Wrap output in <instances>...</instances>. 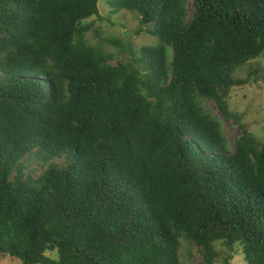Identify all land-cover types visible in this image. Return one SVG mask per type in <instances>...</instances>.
I'll return each instance as SVG.
<instances>
[{"label": "trees", "instance_id": "obj_1", "mask_svg": "<svg viewBox=\"0 0 264 264\" xmlns=\"http://www.w3.org/2000/svg\"><path fill=\"white\" fill-rule=\"evenodd\" d=\"M98 2L0 0V257L187 264L185 240L264 264V142L227 101L261 79L235 73L264 59V0H108L157 40L107 39L115 64L86 39Z\"/></svg>", "mask_w": 264, "mask_h": 264}, {"label": "rangeland", "instance_id": "obj_2", "mask_svg": "<svg viewBox=\"0 0 264 264\" xmlns=\"http://www.w3.org/2000/svg\"><path fill=\"white\" fill-rule=\"evenodd\" d=\"M108 0H99V15L86 20V24H92L93 30L89 32L86 39L89 44L93 46H102L105 51L114 56L113 64L126 61L130 55L126 51H121L114 45L108 43L107 39L117 40L126 47L131 45L134 50H138L145 45L156 44V39L149 36L146 32L139 35L136 31L139 27L138 17L135 13L127 12L125 10L118 14H112V9L107 3ZM136 15V16H135ZM259 69L260 81L253 82V77L249 78V83L231 88L227 101L229 109L242 115V122L248 127V130L259 140L264 142V59L250 62L241 70L235 73L238 79L248 78V69ZM208 108L212 113L219 117L227 135L230 147L235 146V138L238 136L240 129L232 119L226 122L220 112L216 109L214 104H208ZM56 161L63 165V159H56ZM216 250L224 254L225 247L218 243ZM180 258L187 264H204L201 254L198 253L196 247L188 241H181ZM0 264H19L12 260L9 256L0 257ZM215 264H224L223 257L216 260ZM231 264H247L242 251L235 250Z\"/></svg>", "mask_w": 264, "mask_h": 264}]
</instances>
